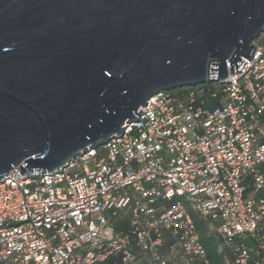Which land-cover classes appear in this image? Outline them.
<instances>
[{"label": "built area", "instance_id": "1", "mask_svg": "<svg viewBox=\"0 0 264 264\" xmlns=\"http://www.w3.org/2000/svg\"><path fill=\"white\" fill-rule=\"evenodd\" d=\"M254 43L226 82L153 95L122 135L65 166L14 168L0 181V264H213L211 230L224 264H264V37Z\"/></svg>", "mask_w": 264, "mask_h": 264}, {"label": "water", "instance_id": "2", "mask_svg": "<svg viewBox=\"0 0 264 264\" xmlns=\"http://www.w3.org/2000/svg\"><path fill=\"white\" fill-rule=\"evenodd\" d=\"M264 0H0V181L123 134L153 95L226 82Z\"/></svg>", "mask_w": 264, "mask_h": 264}, {"label": "rangeland", "instance_id": "3", "mask_svg": "<svg viewBox=\"0 0 264 264\" xmlns=\"http://www.w3.org/2000/svg\"><path fill=\"white\" fill-rule=\"evenodd\" d=\"M258 40V39H255ZM175 89H173L172 91H174ZM192 216L193 218L197 221V223L202 224V220L203 218L196 213L195 211L191 210ZM200 225V229L203 233L204 228ZM211 239L210 240H206L205 236L203 237V241L206 245V249L208 251L209 256L212 259H215L216 261L219 262V264H224L221 254L219 252L220 247L223 248V242L216 236L215 232L213 230H211Z\"/></svg>", "mask_w": 264, "mask_h": 264}, {"label": "trees", "instance_id": "4", "mask_svg": "<svg viewBox=\"0 0 264 264\" xmlns=\"http://www.w3.org/2000/svg\"><path fill=\"white\" fill-rule=\"evenodd\" d=\"M263 37H264V33L259 34L258 37L256 38V39H258V40H255V42H256V43H259L260 40H261ZM171 91H172V90H171ZM176 91H178V88H176L173 92H176ZM206 240H210V239H209V238H206ZM211 259H212V258H211ZM212 261H213V264H219V262L216 261L215 259H212Z\"/></svg>", "mask_w": 264, "mask_h": 264}]
</instances>
